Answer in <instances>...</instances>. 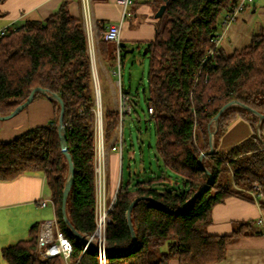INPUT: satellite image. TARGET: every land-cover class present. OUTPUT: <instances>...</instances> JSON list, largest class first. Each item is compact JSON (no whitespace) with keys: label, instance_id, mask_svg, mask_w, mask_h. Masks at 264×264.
<instances>
[{"label":"trees","instance_id":"trees-1","mask_svg":"<svg viewBox=\"0 0 264 264\" xmlns=\"http://www.w3.org/2000/svg\"><path fill=\"white\" fill-rule=\"evenodd\" d=\"M154 1L156 11L163 0ZM237 1L166 0L164 12L154 22L153 37L142 42L149 56L147 107L153 108L155 148L162 168L152 177L119 184L105 230L106 264H167L170 258L178 264H215L225 259L228 244L258 234L249 221L239 222L229 234L212 235L205 230L215 204L229 196L252 200L253 181L264 191V119L258 122L253 112L233 104L218 116L216 127L213 121L230 100L264 114V33L252 35L245 47L231 54L216 44ZM68 2L61 0L45 18H27L5 27L0 36V114L11 112L35 86L62 99L65 141L74 167L66 213L75 230L87 236L95 228V95L86 35L81 21L70 14ZM119 47L122 65L126 49L121 41ZM98 52L111 71L115 42L100 38ZM41 96L48 98L35 92L33 99ZM48 99L54 111L51 121L10 140L0 139V179L43 170L57 221L72 243L70 261L99 264L97 251L84 249L63 222L61 198L68 164L56 127L59 104ZM102 115L107 136L115 129L118 114L103 108ZM238 117L249 124L251 134L219 150L221 135ZM214 128L213 151L207 153ZM201 152L205 154L199 163ZM208 171L211 184L181 207L207 181ZM170 174L179 177L181 185L172 184ZM139 195L146 197L134 202L130 211L136 237L132 245L125 213ZM259 204L264 208V200ZM37 235L34 224L27 238L3 247L1 255L7 264H63L56 256L39 255Z\"/></svg>","mask_w":264,"mask_h":264},{"label":"crops","instance_id":"crops-1","mask_svg":"<svg viewBox=\"0 0 264 264\" xmlns=\"http://www.w3.org/2000/svg\"><path fill=\"white\" fill-rule=\"evenodd\" d=\"M60 2L61 0H4L0 3V29L21 24L27 18H45L53 13ZM146 2H136L128 7L131 15L122 21L120 27L121 43L125 49L128 43H142L153 37L154 21L151 23L150 18L153 20L151 15L154 9ZM90 3L91 35L95 48L93 70L100 87V76L110 84L109 76H114L107 68V61L99 56L98 41L107 23L120 20L122 7L115 0H90ZM68 9L73 17L83 20L81 0H69ZM260 33H264V0H253L236 19L225 23L216 44L226 54H231L245 47L252 35ZM112 91L116 95L115 90ZM101 104L103 108L115 109V105L110 107L103 104L102 98ZM53 116V106L49 99L37 97L15 115L0 121V139L10 140L28 128L48 123ZM251 132L244 119L236 118L221 135L218 149H228ZM116 136V129L107 136L103 134L106 203L111 201L120 183L134 182L130 175L126 182H122V147L120 152L111 149L116 143ZM42 200L47 202L45 206L39 204ZM50 200L51 191L43 170L26 171L12 179H0V264H7L1 255L3 247L27 238L32 225L39 227L43 220L53 217ZM241 221L251 222V230L258 234L241 236L228 244L225 259L215 264H264V208L254 199L229 196L215 204L211 209V222L205 230L212 235L229 234ZM167 264H178V261L170 258Z\"/></svg>","mask_w":264,"mask_h":264},{"label":"built area","instance_id":"built-area-1","mask_svg":"<svg viewBox=\"0 0 264 264\" xmlns=\"http://www.w3.org/2000/svg\"><path fill=\"white\" fill-rule=\"evenodd\" d=\"M82 1V12L84 22L90 23V12L91 3L90 0ZM147 0H115L117 4L122 7L121 18L117 22H109L106 24L105 28L101 31L100 38L104 40L114 41L116 45V59L113 69L111 70L112 75L115 77V85L117 86L116 94V106L117 111V124L115 129L117 131L116 143L111 146L112 150L121 151L123 144L122 139V123L125 115L132 112L131 106V95L128 91L123 88L121 80V59H120V27L123 20L131 15L128 7L135 2H144ZM253 0H238L235 7L228 13L227 21H231L236 18V16L247 7ZM5 28L0 29V36L3 35ZM87 37V49L90 55V61L93 65L95 63V48L93 45L92 35L89 31ZM217 41V40H216ZM93 81L95 83V105L97 108L95 111V117L93 120V139H94V221L95 228L90 235H87L88 240L98 246V259L99 264H106V255L108 253L105 241V230L106 225L110 221L109 211L115 204L116 196L115 194L111 198L109 203L105 202V192H104V148H103V124L101 121V112L99 109L100 96L99 88L97 85V76L95 72L92 71ZM147 111L149 116L153 115V108L148 105ZM250 193L253 199L257 202L264 200V191H262L261 186L257 181H253L252 189ZM53 207V217L50 219L43 220L38 227V235L36 248L37 252L41 257H53L56 256L60 259L63 264H76L70 261V256L72 252V243L69 238L65 235L64 231L60 227L57 216L55 212V205L50 200ZM41 206H45L47 202L45 200L40 201ZM88 244H84V249H86Z\"/></svg>","mask_w":264,"mask_h":264},{"label":"rangeland","instance_id":"rangeland-1","mask_svg":"<svg viewBox=\"0 0 264 264\" xmlns=\"http://www.w3.org/2000/svg\"><path fill=\"white\" fill-rule=\"evenodd\" d=\"M153 1L146 2V4L155 9V1ZM245 9H243L242 11H244ZM155 12L156 11H154V13ZM154 13L153 15H151L153 20L149 15L151 23H153L152 21H156ZM239 14L236 16V18L239 16ZM81 24L85 35L87 33L88 36L89 31L91 32V22H84L83 19L81 21ZM126 46V51L122 52L121 80L123 88L131 95L133 111L125 115L121 128L123 139L122 182H126L129 175L131 181L135 182L136 180H143L158 174L162 167L155 148L156 137L154 132V122L147 111L149 98V87L147 80L149 56L147 53H144L145 45L140 42H135L130 45L128 43ZM89 58H91L90 55ZM91 66L92 71L95 72L93 70L92 64ZM107 68H110V66L107 65ZM99 78L100 87L98 82L97 85L99 88V96H101L103 104H108L110 107L114 105L116 106V95H114L112 91V89L117 91L115 78L109 76L111 84L102 76H100ZM92 86L94 91L95 83L93 79ZM101 98L99 109L101 112V121L103 124V105L101 104ZM96 108L97 104L94 105L93 109L94 117ZM0 121H5V119H2ZM170 182L172 184L181 185V179L173 174H170Z\"/></svg>","mask_w":264,"mask_h":264},{"label":"water","instance_id":"water-1","mask_svg":"<svg viewBox=\"0 0 264 264\" xmlns=\"http://www.w3.org/2000/svg\"><path fill=\"white\" fill-rule=\"evenodd\" d=\"M165 6H166V0H163V2L159 5L158 9L154 13L155 18H158L159 16L162 15V13L164 12ZM145 52H146V48L144 49V53ZM35 92H42L45 95H47L48 98L56 100L58 102V104H59V112H58V116H57V125H56V127H57V132H58V135H59V138H60V147H61L62 153L64 154V156H65V158L67 160V164H68V175H67V179H66L65 184H64V188H63V191H62V198H61V204H62L61 205V213H62L63 222L65 223V225L67 226L69 231L74 235V237L77 240L81 241L83 244H88L89 247H91V248H93V249H95L97 251L98 250V246L96 244L90 242L88 240L87 236H84V235L80 234L78 231L75 230V228L70 223V221L68 219V216H67V213H66V200H67V196H68V193H69V190H70V186H71V183H72V180H73L74 167H73V162H72L70 153L67 150V144H66V141H65V130H64V123H63L64 104H63L62 99L56 93H48L46 88H43V87H40V86H35V87H33L30 90V92H29L28 96L26 97V99L23 102H21L20 104H18L11 112H9L7 114H4V115L0 114V120L8 119L11 116L15 115L16 113H18L20 110H22L25 106H27L33 100V95H34ZM233 104H239V105L243 106L244 108H246V109L250 110L251 112H253L255 115H257L258 122L261 119H264V114H261V113L257 112L256 110H253V109H251V108H249L247 106L242 105L237 100H230V101L224 103L219 108L217 113L214 115V117H213V121H214V125H215L214 127H216V120H217L218 116L222 113V111L225 108H227L228 106L233 105ZM214 130H215V128L209 132L210 148L207 151V153H211L213 151L212 137H213ZM204 154H205L204 152L200 153V155L198 157V162L199 163H201V159L204 156ZM207 174H208L207 181H205L202 184V186L190 198H188L183 203V205L181 207L186 205L198 193H200L204 189L208 188V186L211 184V181H212V175H211V173L209 171L207 172ZM145 197L146 196H144V195H139V196L134 197L130 201V203L128 204V207L126 209L125 217H126V221H127V225H128L130 234H131L132 245L135 243L136 237H135V233H134V230H133V227H132V224H131L130 211H131V208H132L134 202H136L140 198H145ZM147 198H149L151 200L153 199L152 197H149V196ZM124 251L125 250L118 251L117 253H123Z\"/></svg>","mask_w":264,"mask_h":264}]
</instances>
